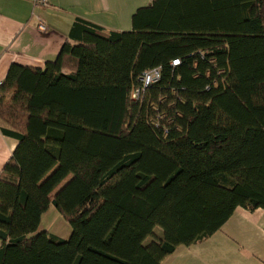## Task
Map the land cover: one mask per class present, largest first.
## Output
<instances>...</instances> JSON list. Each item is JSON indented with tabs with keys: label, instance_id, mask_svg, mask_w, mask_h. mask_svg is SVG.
Returning a JSON list of instances; mask_svg holds the SVG:
<instances>
[{
	"label": "trees",
	"instance_id": "16d2710c",
	"mask_svg": "<svg viewBox=\"0 0 264 264\" xmlns=\"http://www.w3.org/2000/svg\"><path fill=\"white\" fill-rule=\"evenodd\" d=\"M132 24L76 19L55 60L0 82L1 131L18 140L0 264H163L237 207L264 208V0H153ZM50 207L68 238L40 230Z\"/></svg>",
	"mask_w": 264,
	"mask_h": 264
},
{
	"label": "crops",
	"instance_id": "0c3cea01",
	"mask_svg": "<svg viewBox=\"0 0 264 264\" xmlns=\"http://www.w3.org/2000/svg\"><path fill=\"white\" fill-rule=\"evenodd\" d=\"M152 1L50 0L48 6H34L30 0H0V82L13 63L44 67L55 60L70 39L76 19L107 30L129 31L137 9ZM40 21L46 24V30L38 28ZM2 127L5 123L0 120V173L18 144L16 138L1 131ZM53 209L43 214L40 230L49 231L42 226L48 212L59 213ZM71 231L70 227L66 235L50 232L68 238ZM155 233L162 236L160 228ZM150 240L151 237L147 239ZM163 264H264V208L250 211L237 207L218 231L201 242L178 246L163 259Z\"/></svg>",
	"mask_w": 264,
	"mask_h": 264
},
{
	"label": "built area",
	"instance_id": "2783aa9c",
	"mask_svg": "<svg viewBox=\"0 0 264 264\" xmlns=\"http://www.w3.org/2000/svg\"><path fill=\"white\" fill-rule=\"evenodd\" d=\"M34 6H48L50 4V0H30ZM38 28L41 30H45L47 28L46 24L42 21L39 22ZM180 62L179 59L173 60L172 64L173 65H178ZM161 78V69L160 68H153L145 71L143 77H141V84L139 87H137L132 96L134 98L137 97L138 93H140V96L143 91L150 85H153L157 83ZM209 88V87H208Z\"/></svg>",
	"mask_w": 264,
	"mask_h": 264
},
{
	"label": "rangeland",
	"instance_id": "374dc122",
	"mask_svg": "<svg viewBox=\"0 0 264 264\" xmlns=\"http://www.w3.org/2000/svg\"><path fill=\"white\" fill-rule=\"evenodd\" d=\"M42 228H46L49 232L51 231L61 235H66L68 231H70L68 222L55 211H50L45 215Z\"/></svg>",
	"mask_w": 264,
	"mask_h": 264
},
{
	"label": "bare ground",
	"instance_id": "6f19581e",
	"mask_svg": "<svg viewBox=\"0 0 264 264\" xmlns=\"http://www.w3.org/2000/svg\"><path fill=\"white\" fill-rule=\"evenodd\" d=\"M133 98H134V96H133ZM138 98H140V93H138V95H137V97L135 99H138Z\"/></svg>",
	"mask_w": 264,
	"mask_h": 264
}]
</instances>
